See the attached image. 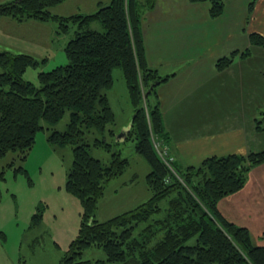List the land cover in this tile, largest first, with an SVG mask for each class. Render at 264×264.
<instances>
[{
	"label": "trees",
	"instance_id": "trees-1",
	"mask_svg": "<svg viewBox=\"0 0 264 264\" xmlns=\"http://www.w3.org/2000/svg\"><path fill=\"white\" fill-rule=\"evenodd\" d=\"M63 1L0 3V17L53 22L56 35H69L64 46L68 61L42 69L38 84L26 79L25 71L46 59L0 50V158L14 153L8 167L16 159L25 161L41 130H49L53 146L72 145L67 188L81 199L84 212L60 264H264V241L255 243L248 227L228 220L218 208L219 200L239 191L251 169L264 162V148L210 155L197 165L174 160L170 167L154 145L156 140L168 149L170 142L156 90L167 77L149 66L141 28L144 8L154 0H110L92 13L60 15L54 7ZM191 1L209 2L212 17L224 12V0ZM249 39L252 46H264L260 32H250ZM251 45L242 55L251 54ZM235 53L220 58L218 67L228 66ZM116 67L123 71L134 108L126 139L134 138V149L149 165L151 194L135 207L99 220L96 209L105 187L130 165L117 148L121 141L115 137V113L106 92ZM67 111V128H55ZM254 123L264 130V111ZM92 147L108 150L110 160L93 156ZM4 172L1 168V178ZM89 247L102 248L106 257L83 258Z\"/></svg>",
	"mask_w": 264,
	"mask_h": 264
},
{
	"label": "crops",
	"instance_id": "crops-1",
	"mask_svg": "<svg viewBox=\"0 0 264 264\" xmlns=\"http://www.w3.org/2000/svg\"><path fill=\"white\" fill-rule=\"evenodd\" d=\"M109 2L64 0L54 12L88 14ZM224 3V12L218 17L210 15L209 2L201 1L154 0L152 6L144 8L141 28L146 58L150 67L167 77L157 87L158 98L170 136L169 152L182 166L197 165L210 155L246 154L264 148V130L258 131L254 123L264 111V58L255 60V51L242 55L251 45L250 32L264 34V0ZM5 21L16 29L35 27L39 34L36 41L53 48L55 24L12 18ZM0 44L27 51L6 42ZM1 45L0 50L4 48ZM258 51L264 54V48ZM232 52H236L232 62L219 68V59ZM41 58L48 60L49 56ZM132 116L130 108L123 126ZM218 208L228 220L248 227L254 241L263 242L264 162L251 169L239 191L221 198Z\"/></svg>",
	"mask_w": 264,
	"mask_h": 264
},
{
	"label": "rangeland",
	"instance_id": "rangeland-1",
	"mask_svg": "<svg viewBox=\"0 0 264 264\" xmlns=\"http://www.w3.org/2000/svg\"><path fill=\"white\" fill-rule=\"evenodd\" d=\"M231 11L233 13L234 9L231 8ZM7 18L11 19L9 16L0 17V42H6L14 48H26L27 51L21 52L32 54L39 59L47 60L41 57L49 56L48 63L29 66L25 71L26 79L38 84L39 72L42 69L48 70L68 61L66 51L62 48L63 42L68 40V34H55V38L51 39L53 48H45L36 41L39 34L35 27L16 29L5 24L10 21H5ZM40 38L43 39V36ZM1 46L4 47L3 50L14 51L10 47ZM261 48L264 47H252L255 60L264 58V54L258 51ZM106 92L115 113L114 128L120 132L130 108L134 113L120 67L113 69V85ZM146 92L145 90L147 96ZM69 118L70 112L67 111L55 128L65 130ZM48 131L41 130L36 134L34 147L25 161L16 159L14 167H8L7 163L13 160L14 153L9 152L0 158V169L5 168L4 177H0V264H60L71 241L79 233L84 212L83 204L81 199L67 188V172L73 161L72 145H51L47 140ZM153 142L155 146H159V142ZM134 147L132 136L121 141L117 147L122 150L124 156L129 157L130 165L105 187L96 209V217L99 220H106L131 209L150 197L151 192L146 183L149 165ZM167 150L169 152V149ZM91 154L105 162L111 158V153L102 147H92ZM174 160L176 159L168 162L171 167ZM19 165H23L25 169L18 171L16 167ZM105 257L104 250L99 247H89L83 254V258L87 259Z\"/></svg>",
	"mask_w": 264,
	"mask_h": 264
},
{
	"label": "water",
	"instance_id": "water-1",
	"mask_svg": "<svg viewBox=\"0 0 264 264\" xmlns=\"http://www.w3.org/2000/svg\"><path fill=\"white\" fill-rule=\"evenodd\" d=\"M157 84H159V82H157ZM131 128V123H129L128 125L124 126L120 132H118L116 134V140L117 141H124L126 140L127 136H128V132Z\"/></svg>",
	"mask_w": 264,
	"mask_h": 264
},
{
	"label": "built area",
	"instance_id": "built-area-1",
	"mask_svg": "<svg viewBox=\"0 0 264 264\" xmlns=\"http://www.w3.org/2000/svg\"><path fill=\"white\" fill-rule=\"evenodd\" d=\"M156 148H157L158 152L160 153V155L164 158L166 163L171 162V160L174 159V157L172 155H169L167 148H161L158 145H156ZM168 164L170 165V163H168Z\"/></svg>",
	"mask_w": 264,
	"mask_h": 264
}]
</instances>
